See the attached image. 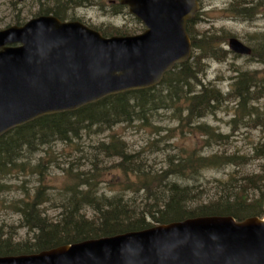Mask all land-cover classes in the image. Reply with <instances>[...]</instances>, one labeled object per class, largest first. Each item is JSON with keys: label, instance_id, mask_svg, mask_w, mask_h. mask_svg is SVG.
I'll return each instance as SVG.
<instances>
[{"label": "water", "instance_id": "1", "mask_svg": "<svg viewBox=\"0 0 264 264\" xmlns=\"http://www.w3.org/2000/svg\"><path fill=\"white\" fill-rule=\"evenodd\" d=\"M22 1V0H20ZM146 30L103 36L54 15L0 30V137L46 115L156 86L188 61L198 0H120ZM232 50L251 48L232 38ZM0 264H264V220L206 216L88 239Z\"/></svg>", "mask_w": 264, "mask_h": 264}, {"label": "trees", "instance_id": "2", "mask_svg": "<svg viewBox=\"0 0 264 264\" xmlns=\"http://www.w3.org/2000/svg\"><path fill=\"white\" fill-rule=\"evenodd\" d=\"M45 1L53 2V5L44 7L42 3L38 15L52 14L66 20L63 15V5L59 0ZM119 1L112 0L111 3L116 4V8L122 9L125 6ZM260 4L264 5V0H259V3H254L252 0H235L232 4L235 7L233 12H237L235 15L237 17L251 19L256 15V8ZM196 19L188 23V32L194 50L203 48V45L198 44L199 41L193 37L192 28ZM23 23L20 19L16 22L17 25ZM100 31L103 35H107L103 30ZM117 31L115 30L114 34H126L121 30ZM205 48L213 51L209 43ZM220 52L222 56H216L218 60H222V57H226L228 53L222 49ZM251 55L252 58L258 57V61L264 63V38L261 47L252 50ZM200 59L201 57L197 58L198 63L193 64L188 61L177 65L165 75L162 83L153 89L112 95L76 111L43 116L13 129L0 137V170L23 166L17 164V159L26 148L34 151L40 146H47L57 141L73 143L76 139H80L84 132L112 130L121 123L136 121L147 123L154 112L163 108L168 110L176 108L178 112L185 109L186 118L181 115L180 123H193L197 118L204 117L215 108V105H220L226 99L218 89L195 90L192 86L203 71L199 65ZM192 66H195V73H191ZM234 79L236 83L232 87L230 98L237 97V106L240 108L238 112L241 110L247 112L250 110L251 102L261 97L254 94V90L260 86L259 81L254 74L240 71ZM181 98L184 99V106L180 111L178 101ZM247 114H255L257 120L261 115L259 112L251 111ZM206 130L208 131V127ZM217 138L223 139L218 136ZM96 149V156L90 159L89 169L81 172L77 169L81 166L74 167L77 164L70 163L65 170L67 181L59 187L63 188L61 200L53 204L58 210L56 215H48V210L42 207L51 200L46 195L47 186L42 181L31 200L18 203L15 211L20 216L19 228H26L28 236L26 240L19 239L11 234L15 233V230L6 232L3 226H0V256L38 253L88 239L143 230L155 225L195 217L230 215L242 221L247 217H261L264 214V183H262L264 162L261 165V175L255 178L246 176L243 177L244 181L237 183L233 182L234 176L231 175L230 183L234 185L232 190L202 202L194 199L195 192L190 186L174 179L188 178L191 174L197 175L202 169L217 164L218 160L213 154L202 155L196 150L187 151L177 148L168 156L167 166L156 170L148 163L145 150L130 151L123 138L116 135H112L108 141L100 142ZM44 152L48 153L46 150ZM254 154L258 160L264 161L263 142L254 146ZM100 155L115 160L111 165L104 166ZM40 166L43 167L42 162L37 164L34 172L42 174L43 169ZM108 170L120 173L123 178L122 185L124 184L123 189H116L111 196L100 192L99 177ZM3 187L4 185L0 184V192ZM251 187L258 191V195L248 199L246 192ZM43 195L46 197L45 203L42 201ZM137 195L142 196L140 201L135 198Z\"/></svg>", "mask_w": 264, "mask_h": 264}, {"label": "rangeland", "instance_id": "3", "mask_svg": "<svg viewBox=\"0 0 264 264\" xmlns=\"http://www.w3.org/2000/svg\"><path fill=\"white\" fill-rule=\"evenodd\" d=\"M112 0H59L63 5V15L69 21H81L92 28L103 30L107 36L115 35V30H121L126 35H133L144 30V25L127 7L116 8ZM235 0H199L200 10L194 27L193 37L202 44L203 48L193 51L191 63H198L203 70L198 75L199 82L207 86V90L218 89L225 96V101L202 118H197L193 123H180L181 115L186 118V110L183 108L184 99L178 102L180 111L163 108L151 115L149 122L136 121L133 123H121L112 130L99 132H84L80 139L73 143L54 142L39 149L26 148L17 159V164L11 170H0V184L4 185L0 192V226L4 231L15 230L17 238L26 240L28 231L19 228V213L15 211L20 201H29L40 186L45 187L47 197L51 199L43 208L47 209L50 216L56 215L58 210L53 204L61 200L62 185L67 181L65 170L70 163L77 164L74 167L79 171L90 168V159L96 156V146L103 141H108L112 135L123 138L130 151L139 152L145 150L148 163L156 170L167 166L168 156L177 148L181 150H196L202 155H214L218 160L212 167L202 169L197 175H189L188 178L176 177L194 190V199L202 202L222 195L232 190L234 186L230 182L244 181L243 177L255 178L261 175V165L264 162L258 160L254 154V146L264 143V63L258 61V57L252 55L237 54L232 51L229 42L232 38L238 39L252 50L261 47L264 38V5L256 8V15L251 19L237 17L232 6ZM259 3V0H252ZM41 0H0V29H5L16 24L20 19L27 22L38 16L42 9ZM44 7H50L53 2H43ZM19 17V18H18ZM112 27V29H110ZM125 35V34H124ZM206 39V40H203ZM209 43L213 51L205 48ZM227 51V56L218 60L216 56H222L220 50ZM218 53H214L217 52ZM238 71L254 74L259 81V88L254 90L255 99L249 105V111L240 112L237 106V97L230 98L232 87L236 83ZM198 80L193 82L195 90H200ZM164 93V91H163ZM162 93V94H163ZM259 112L260 119L255 114ZM252 116V117H251ZM208 127V131L206 130ZM218 137H223L217 138ZM44 150L48 151L45 153ZM238 156V158H237ZM104 166H109L115 159L105 158L100 155ZM232 158V159H230ZM43 163L42 174L34 172L38 163ZM226 162V163H225ZM37 171V170H36ZM100 192L113 195L116 189H123V178L120 173L108 170L99 177ZM264 183V180L263 182ZM251 185V184H249ZM239 184H237V187ZM59 188V189H58ZM246 198L258 195L254 188H248ZM225 195V194H224ZM140 201L141 195L135 196ZM54 204V205H55ZM90 213V211H89ZM88 213V215H89Z\"/></svg>", "mask_w": 264, "mask_h": 264}, {"label": "bare ground", "instance_id": "4", "mask_svg": "<svg viewBox=\"0 0 264 264\" xmlns=\"http://www.w3.org/2000/svg\"><path fill=\"white\" fill-rule=\"evenodd\" d=\"M43 2H45V0H42ZM42 2V3H43ZM168 72H166L165 74H164V76H163V79H164V77H165V75L167 74ZM191 73H195V66H192L191 67ZM198 83L201 85V88H200V90H203V89H207V86H205L202 82H199V80H198ZM155 86H149L148 88H145V89H153ZM142 90H144V89H142ZM42 201L45 203L46 202V197L43 195L42 196ZM43 207V206H42ZM57 208V207H56ZM45 209V208H44Z\"/></svg>", "mask_w": 264, "mask_h": 264}]
</instances>
